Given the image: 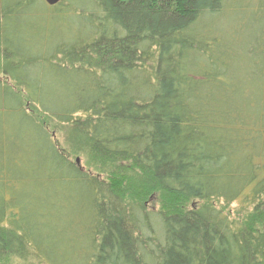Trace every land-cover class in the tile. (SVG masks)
<instances>
[{
  "label": "trees",
  "instance_id": "1",
  "mask_svg": "<svg viewBox=\"0 0 264 264\" xmlns=\"http://www.w3.org/2000/svg\"><path fill=\"white\" fill-rule=\"evenodd\" d=\"M0 264H264V0H0Z\"/></svg>",
  "mask_w": 264,
  "mask_h": 264
},
{
  "label": "water",
  "instance_id": "2",
  "mask_svg": "<svg viewBox=\"0 0 264 264\" xmlns=\"http://www.w3.org/2000/svg\"><path fill=\"white\" fill-rule=\"evenodd\" d=\"M44 1L48 6L53 7L61 3L62 0H44ZM76 162L77 164H80V159H77Z\"/></svg>",
  "mask_w": 264,
  "mask_h": 264
},
{
  "label": "rangeland",
  "instance_id": "3",
  "mask_svg": "<svg viewBox=\"0 0 264 264\" xmlns=\"http://www.w3.org/2000/svg\"><path fill=\"white\" fill-rule=\"evenodd\" d=\"M73 22H74V24L76 26H78V23L76 22V19H73ZM235 208H236V206L232 205V209H235ZM232 215H233V211H232Z\"/></svg>",
  "mask_w": 264,
  "mask_h": 264
}]
</instances>
